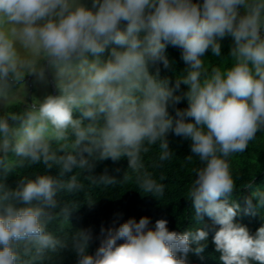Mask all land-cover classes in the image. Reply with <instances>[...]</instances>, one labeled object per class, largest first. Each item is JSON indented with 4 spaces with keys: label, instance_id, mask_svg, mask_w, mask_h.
<instances>
[{
    "label": "clouds",
    "instance_id": "9594fccd",
    "mask_svg": "<svg viewBox=\"0 0 264 264\" xmlns=\"http://www.w3.org/2000/svg\"><path fill=\"white\" fill-rule=\"evenodd\" d=\"M226 38L228 66H206ZM168 46L186 65L174 83L160 77ZM170 133L190 142L184 160L199 162L185 197L197 227L170 231L167 219L118 212L98 235L69 231L79 205L61 193L84 191L91 209L88 186L133 181L159 201ZM258 133L264 0H0V264H63L68 252L76 264H190V253L204 259L210 233L220 264H264V224L253 233L236 222L264 218V190L254 179L238 188L230 164ZM121 159L122 180L93 174ZM242 188L252 189L243 207Z\"/></svg>",
    "mask_w": 264,
    "mask_h": 264
},
{
    "label": "trees",
    "instance_id": "16d2710c",
    "mask_svg": "<svg viewBox=\"0 0 264 264\" xmlns=\"http://www.w3.org/2000/svg\"><path fill=\"white\" fill-rule=\"evenodd\" d=\"M221 44L222 57H212V53L209 50L205 54L206 66H220L222 69L228 66L229 61L226 58H229L228 53L231 46V39L226 38ZM166 55L169 58L170 67L165 69L163 65H159L160 77H167L174 83L177 75L183 73L186 65L181 58V50L179 48L168 46ZM180 91H187V87L181 85ZM176 107L186 108V99H183ZM170 113L174 115V110L171 108ZM168 139L170 141V148L175 154L170 162H166L162 170H156L157 177L163 172L167 178L166 181H164L167 185L165 194L159 201L151 196H143V193L139 192V189L133 181L109 186H88V181H84L86 186H88L87 190H90L91 195L96 199V204L93 208L90 209L88 207L84 191L60 194L62 200L75 201L79 205L70 216L69 231L92 227L94 235H98L101 225L108 227L114 218V214L118 212L123 213L122 220H126L130 217H135L139 220L142 216H148L153 225L157 219H167L170 231L182 232L189 227H197L198 225L193 219L194 212L193 209H191L190 201L186 200L185 197L194 176L192 169L198 167L199 162L195 159L192 163H188L184 160V157L190 154L189 141L171 133ZM156 151H158V149L154 150L153 154H155ZM230 164L238 188L243 187L254 179L255 185L264 190V134L258 133L257 138L249 144L247 151L232 157ZM36 167L39 168L40 171H43L42 166L38 165ZM117 169H119V171H117ZM126 170V159H121L118 162L106 160L97 162L93 174L99 176L107 171L109 175L115 176L118 180H122ZM51 174L57 175V170L53 169ZM70 175H72V173L66 174L65 179ZM81 179H83V177H81ZM15 180V176H10L7 182L9 184H14ZM251 191L252 189L248 188L239 189L234 193V198L237 199L243 207L245 198L251 195ZM261 211L264 212V210ZM236 222L246 225L249 230L254 233L258 227L264 224V218H262L260 214L255 217L241 214L236 217ZM204 223L209 226L211 225V221L208 220L207 217H204ZM98 243L99 242L96 241L91 245L89 249L90 254L94 253ZM218 256L219 254L215 252L214 245L211 243L210 233L209 244L204 253V259L201 260L196 255L190 253L188 260L190 264H220ZM63 264H76L75 255L71 252L65 253Z\"/></svg>",
    "mask_w": 264,
    "mask_h": 264
},
{
    "label": "rangeland",
    "instance_id": "374dc122",
    "mask_svg": "<svg viewBox=\"0 0 264 264\" xmlns=\"http://www.w3.org/2000/svg\"><path fill=\"white\" fill-rule=\"evenodd\" d=\"M40 93L39 92H37V95H39Z\"/></svg>",
    "mask_w": 264,
    "mask_h": 264
}]
</instances>
